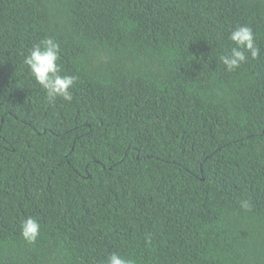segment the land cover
<instances>
[{
	"label": "trees",
	"instance_id": "obj_1",
	"mask_svg": "<svg viewBox=\"0 0 264 264\" xmlns=\"http://www.w3.org/2000/svg\"><path fill=\"white\" fill-rule=\"evenodd\" d=\"M240 25L260 55L228 71ZM47 37L71 102L23 63ZM113 252L264 264V0H0V264Z\"/></svg>",
	"mask_w": 264,
	"mask_h": 264
},
{
	"label": "clouds",
	"instance_id": "obj_2",
	"mask_svg": "<svg viewBox=\"0 0 264 264\" xmlns=\"http://www.w3.org/2000/svg\"><path fill=\"white\" fill-rule=\"evenodd\" d=\"M228 39L232 46L228 52L220 56V61L228 71L238 69L248 61L249 56L252 59L259 57L260 49L256 45L255 34L250 26L235 27L231 30ZM59 59V44L51 37H47L30 49L23 63L34 81L44 90L50 102L58 98L71 102L73 99L71 89L77 78L61 74ZM241 206L249 207L247 201H241ZM40 232L41 225L37 219L29 216L21 221L20 235L28 244H35ZM106 264H134V261L113 252L107 256Z\"/></svg>",
	"mask_w": 264,
	"mask_h": 264
}]
</instances>
